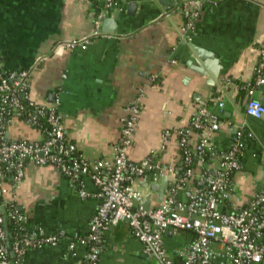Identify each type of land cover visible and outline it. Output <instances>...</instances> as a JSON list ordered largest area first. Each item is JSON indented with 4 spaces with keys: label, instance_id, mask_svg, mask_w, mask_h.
Returning a JSON list of instances; mask_svg holds the SVG:
<instances>
[{
    "label": "crops",
    "instance_id": "0c3cea01",
    "mask_svg": "<svg viewBox=\"0 0 264 264\" xmlns=\"http://www.w3.org/2000/svg\"><path fill=\"white\" fill-rule=\"evenodd\" d=\"M175 3L0 0L2 67L18 71L37 66L30 97L52 104L59 95L66 139L89 161L113 159L125 108L144 87V105L129 156L140 161L160 144L165 130H172L167 149L159 153L161 163L174 166L159 181L162 184L166 178L167 188L182 174L179 136L174 129L188 127L202 103L217 111L220 98L224 101L222 127L211 137L217 154L230 147L232 126L239 125L244 132L241 168L232 172L231 196L221 203L230 212L247 205L264 185V118L246 112L248 87L255 82L254 66L264 45V0H219L216 4L206 0L194 27L187 30H182L188 17L182 0ZM105 17L112 21L104 28L113 31H103ZM97 21L101 35L85 46H66L67 41L91 33ZM206 56L220 69L217 80L196 70ZM154 74L157 78L151 81ZM254 96L264 103V84L256 87ZM12 136L37 138L39 134L18 121ZM196 140L194 133L192 145ZM212 162L216 164L218 157ZM201 166L194 161L196 174ZM146 178L152 182L150 174ZM81 189L86 196L80 194ZM98 194L90 174L74 181L56 165L29 162L15 196L26 215L25 230L62 233V238L57 244L29 249L23 263L85 264L87 246L76 241L88 232L100 203ZM178 197L185 199L182 191ZM152 198L153 205L159 203L158 192ZM193 237L189 231L166 233V248L175 264L182 262L178 250ZM99 264L156 263L129 224L122 221L105 232Z\"/></svg>",
    "mask_w": 264,
    "mask_h": 264
},
{
    "label": "built area",
    "instance_id": "2783aa9c",
    "mask_svg": "<svg viewBox=\"0 0 264 264\" xmlns=\"http://www.w3.org/2000/svg\"><path fill=\"white\" fill-rule=\"evenodd\" d=\"M204 1L182 0L188 16L182 30L194 27ZM207 1L216 4L219 0ZM96 23L91 33L67 41L66 46H85L93 37L101 35L99 21ZM36 69V65L18 71H5L0 67V264H24L23 256L29 249L54 245L62 238V233L45 235L25 230L26 215L17 206L15 196L31 161L56 165L74 181L90 174L98 186L100 203L88 223V232L76 241L87 246L85 264H99L105 232L122 221L129 224L133 235L156 264H175L165 243L169 230L189 231L194 235L187 246L178 250L181 264H264V185L244 207L230 212L221 207L222 201L231 196V174L241 168L244 148V132L239 125L232 126L233 138L227 150L217 154L211 142L212 134L222 127L223 100L218 98L217 111L202 103L188 127L174 129L187 168L167 188L163 199L147 211V188L139 182L150 174L152 182L159 183L161 175L173 172L174 166L161 163L159 154L167 149L172 133L169 129L162 133V141L146 157L134 161L129 156L144 105V87L139 88L137 96L125 108L113 159L89 161L66 139L59 95L52 104L38 103L30 97ZM156 78V74L152 75L151 81ZM254 78V84L248 87L246 112L264 118V103L254 96L256 87L264 84V45L254 66ZM17 116H23L21 122L35 129L39 137H13L12 127L18 122ZM194 133L197 140L192 145ZM215 156L218 157L216 164L212 162ZM195 160L202 164L197 174L193 170ZM179 191L184 193L185 199L178 197ZM80 194L86 196L87 193L81 189ZM6 205H12L8 214L17 224L11 246V233L2 215ZM74 246L75 242L69 245L71 249Z\"/></svg>",
    "mask_w": 264,
    "mask_h": 264
},
{
    "label": "water",
    "instance_id": "95a60500",
    "mask_svg": "<svg viewBox=\"0 0 264 264\" xmlns=\"http://www.w3.org/2000/svg\"><path fill=\"white\" fill-rule=\"evenodd\" d=\"M159 1L162 2L163 4L175 3V1L180 2V0H174V1L159 0ZM116 17H117V15L115 16V18ZM105 18L106 19L104 21L103 31H113V30H111L112 28H110V29L104 28L106 25L109 24V22L112 21V18H110V20L107 17H105ZM197 66H198V68H196V70L198 71V73L204 74V75L211 74L213 80H217L219 78L220 69H217L216 61L209 60L207 56L204 58L203 63L198 64ZM7 135H8V137H10V132H8ZM139 184L144 188H148V192H147L146 197H145V209L148 211L153 206V198L152 197H153L154 192H158L159 202L163 199L164 192L168 186V180L165 178L162 184L158 183V182L149 183L147 178L144 177V179L142 181H140ZM5 225L7 226V222H5ZM11 255H12V257H14L13 253H11Z\"/></svg>",
    "mask_w": 264,
    "mask_h": 264
},
{
    "label": "trees",
    "instance_id": "16d2710c",
    "mask_svg": "<svg viewBox=\"0 0 264 264\" xmlns=\"http://www.w3.org/2000/svg\"><path fill=\"white\" fill-rule=\"evenodd\" d=\"M0 60H1V57H0ZM0 62H1L0 67H2V61H0ZM254 81H255V79H254ZM22 117L23 116H17V121H21L22 120ZM179 165H180V169H181L180 172L183 173V171L187 168V166L185 165V161H184V158L183 157L180 160V164ZM17 206L15 208H17ZM10 207H12V205L11 206L6 205L5 206V209H4V212L3 213L1 212V213L6 218V221H7V230L11 233V237H10V240H9V245L11 246L12 241H13V238L15 236V229L17 227V224L12 219V217L8 214Z\"/></svg>",
    "mask_w": 264,
    "mask_h": 264
}]
</instances>
